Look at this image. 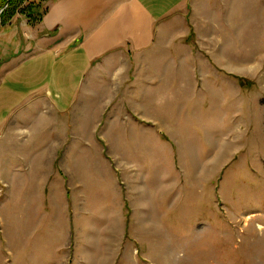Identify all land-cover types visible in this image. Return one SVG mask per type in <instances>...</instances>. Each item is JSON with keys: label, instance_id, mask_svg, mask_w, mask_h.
<instances>
[{"label": "rangeland", "instance_id": "374dc122", "mask_svg": "<svg viewBox=\"0 0 264 264\" xmlns=\"http://www.w3.org/2000/svg\"><path fill=\"white\" fill-rule=\"evenodd\" d=\"M46 7L0 0V69ZM223 13L5 118L0 264H264V0Z\"/></svg>", "mask_w": 264, "mask_h": 264}, {"label": "crops", "instance_id": "0c3cea01", "mask_svg": "<svg viewBox=\"0 0 264 264\" xmlns=\"http://www.w3.org/2000/svg\"><path fill=\"white\" fill-rule=\"evenodd\" d=\"M45 1L47 7L38 24L27 30V52L11 58L0 69V124L31 97L50 92L48 88H54L59 98L75 93L90 76L100 75L99 70L111 67L119 59L150 53L160 46L165 35L174 41L185 34L194 35L197 42L198 36H205L201 32L211 28L219 31L224 26V4L239 3V0ZM222 35L221 32L215 36ZM40 80L44 82L43 89L25 91L27 84Z\"/></svg>", "mask_w": 264, "mask_h": 264}]
</instances>
